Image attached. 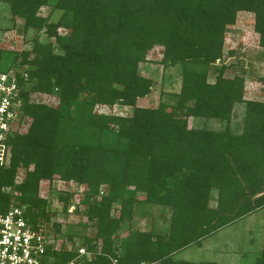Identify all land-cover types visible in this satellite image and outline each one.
Wrapping results in <instances>:
<instances>
[{
  "label": "trees",
  "instance_id": "trees-1",
  "mask_svg": "<svg viewBox=\"0 0 264 264\" xmlns=\"http://www.w3.org/2000/svg\"><path fill=\"white\" fill-rule=\"evenodd\" d=\"M0 4L22 21L23 34H35L27 50L0 49V73L21 68L26 75L17 130L5 141L0 166V214L18 202L33 228L50 222L57 236L61 222L48 215L50 201L38 196V185L61 181L83 188L80 201L72 191L56 197L64 214L80 203L83 221L63 236L69 246L47 247L51 264H67L78 248L90 255L85 264H215L174 256L264 212V101L244 100L243 72L224 77L229 65L220 60L226 27L239 12L252 15L264 50V0ZM43 8L58 12L57 19L40 15ZM154 48L160 59L152 62ZM143 63L179 69L178 91L164 94L171 105H138L155 84L140 70ZM31 94L56 106L31 103ZM114 107L131 114H115ZM188 119L201 126L189 128ZM210 122L222 128L212 130ZM18 171L23 176L15 184ZM153 208L167 215L165 226L128 228L120 237L125 223L150 219ZM89 229L91 236L80 235ZM252 264H264L263 250Z\"/></svg>",
  "mask_w": 264,
  "mask_h": 264
},
{
  "label": "rangeland",
  "instance_id": "rangeland-1",
  "mask_svg": "<svg viewBox=\"0 0 264 264\" xmlns=\"http://www.w3.org/2000/svg\"><path fill=\"white\" fill-rule=\"evenodd\" d=\"M40 15L49 14V20L54 22L59 13H49L48 8H43ZM22 21L12 18L8 8L0 4V49L3 50H27L30 48V40L34 37L33 31L23 34ZM38 41L43 42L45 35L43 32L38 33ZM232 52L231 55H228ZM148 59L155 62L160 59V49L154 48L148 53ZM221 62L229 65L224 72V77L231 78L239 74H244L243 99L264 101V50L257 46V35L253 32L252 15L245 12H239L236 15L235 22L232 26H227L223 35L222 57ZM150 62V61H148ZM220 63V62H219ZM237 68V69H235ZM21 70V68H20ZM140 70L147 76H150L155 84L150 93L139 101L138 105L142 107H155L159 102L168 106L172 104L171 100L164 96L165 93H176L179 89V69L177 67L163 70L154 63H143ZM212 81V77H208ZM29 102L43 103L52 107L56 106V100L53 98L43 99L41 95H29ZM115 114L130 115L131 109L114 107L111 110ZM242 108L236 106L234 109V126H239ZM201 123L194 119H188V127H200ZM207 127L212 130L222 128V125L216 122H210ZM22 172L18 171L17 180H22ZM73 192L77 201L81 200L83 188L72 185H58L54 182L41 181L38 185V196L42 199H48V215H52L55 220L61 222L60 232L53 234L52 240L55 249L61 246H69L65 242L66 233H72V230L80 229L76 224L83 221L81 217L83 206L80 203L75 205V212L62 213L60 204L56 197L59 192ZM75 201V200H74ZM68 210H71L69 208ZM151 218L134 217L132 221L125 223L119 230L118 234L123 237L129 229L140 231L148 230L150 227L162 228L166 225L167 215L161 214L157 208L148 211ZM50 222L46 224L49 226ZM80 235L91 236L92 229L88 231L80 230ZM77 244V240L75 241ZM261 249L264 251V212L258 211L253 215L240 220L229 227L219 231L213 236L207 238L201 243L200 247H189L174 256V260L200 262L208 261L215 264H252L254 258L259 254Z\"/></svg>",
  "mask_w": 264,
  "mask_h": 264
},
{
  "label": "built area",
  "instance_id": "built-area-1",
  "mask_svg": "<svg viewBox=\"0 0 264 264\" xmlns=\"http://www.w3.org/2000/svg\"><path fill=\"white\" fill-rule=\"evenodd\" d=\"M20 73V69L0 73V166L5 160V141L17 130L20 93L26 90V75L21 74L20 84L17 78ZM20 182L16 177L15 184ZM55 183L65 185L61 181ZM47 227L43 222L33 228L25 218V207L14 202L4 214H0V264H51L45 251L53 243V238L51 227ZM89 258L84 248H78L75 257L67 264H85Z\"/></svg>",
  "mask_w": 264,
  "mask_h": 264
},
{
  "label": "crops",
  "instance_id": "crops-1",
  "mask_svg": "<svg viewBox=\"0 0 264 264\" xmlns=\"http://www.w3.org/2000/svg\"><path fill=\"white\" fill-rule=\"evenodd\" d=\"M262 250V249H261Z\"/></svg>",
  "mask_w": 264,
  "mask_h": 264
}]
</instances>
